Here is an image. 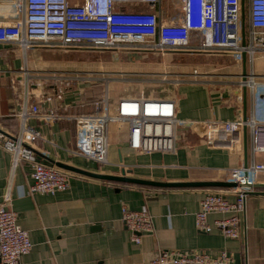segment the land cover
Returning a JSON list of instances; mask_svg holds the SVG:
<instances>
[{
	"label": "crops",
	"instance_id": "crops-1",
	"mask_svg": "<svg viewBox=\"0 0 264 264\" xmlns=\"http://www.w3.org/2000/svg\"><path fill=\"white\" fill-rule=\"evenodd\" d=\"M71 2L79 5L82 0ZM123 8L131 10L128 6ZM51 52L36 48L25 53L18 47L0 44V130L8 134L18 132L17 115L26 93L36 92L28 97V107L39 105L43 113L52 108L64 116L52 123L39 117H29L26 121L41 136L33 148L43 163L168 184L225 182L228 170L243 166L245 161L251 163L253 156L247 133L246 154L243 143L241 154L232 155L225 150L207 148L191 133L178 141L174 154H143L129 148L128 126L117 123L108 127L107 165L100 167L75 155L72 118L95 112L86 104L85 91L75 88L54 98L25 83L27 73L33 83L37 78L44 80L46 74L41 72L52 68L47 62ZM257 58H264V54H258ZM253 64L254 61L245 58L234 66L199 65L194 68L201 75L199 82L189 77L173 84V91L167 96H149L172 99L177 116L184 120L228 121L238 115L249 116L253 97L248 89L240 90L238 82L247 74L264 83V76L254 74ZM118 99L110 101L112 108ZM254 160L264 163V154L254 155ZM62 170L74 175L66 191L30 195V168L21 164L11 169L10 155L0 148V204L4 197L10 199L9 207L32 243L21 264H145L164 250L205 251L211 256L226 250L233 264H264V188L252 189L247 197L245 238L230 240L216 230L206 234L194 226V215L204 192L224 193L228 188L162 189L97 180ZM257 184H264V174L259 175ZM227 198L232 201V197ZM122 207L131 211L146 209L152 217L153 232L141 235L138 245L131 242L130 232L121 221ZM217 218L209 215L208 222Z\"/></svg>",
	"mask_w": 264,
	"mask_h": 264
},
{
	"label": "built area",
	"instance_id": "built-area-1",
	"mask_svg": "<svg viewBox=\"0 0 264 264\" xmlns=\"http://www.w3.org/2000/svg\"><path fill=\"white\" fill-rule=\"evenodd\" d=\"M125 6L131 10H124ZM0 44L18 47L25 53L55 47L162 55L222 52L235 55L238 61L245 57L252 63L258 54H264V0H82L79 5L71 0H0ZM57 75L42 78L64 82L66 86L69 82L93 80ZM200 76L194 69L188 78L199 82ZM32 80L27 73L26 85H34L40 91L42 79H34L35 83ZM238 86L252 94V111L245 120L238 115L228 121L180 119L172 99L144 93L121 97L112 108L106 86L102 100L95 104V113L72 118L74 154L97 165H107L108 127L113 123L128 126L129 148L143 154H174L178 141L189 133L209 149L241 154L245 131L251 143V163L226 172L225 182L236 187L224 193L206 190L194 215V226L199 232L216 230L225 239H244L246 201L252 192L244 186L257 183L259 175L264 174V163L254 160V155L264 154V83L244 74ZM35 93H26L20 105L18 132L8 134L0 130V148L10 155L11 169L21 164L30 168V195H53L66 191L74 175L39 160L33 145L41 136L26 121L39 117L52 123L64 116L52 108L43 113L39 105L28 107V97ZM227 197H232V201ZM9 203L10 199L4 197L0 204V264H21L32 243L28 232L18 225ZM209 215L219 218L209 223ZM121 221L136 245L141 235L153 232L152 217L146 209L131 211L122 207ZM145 264H233V258L226 250L216 256L205 251L164 250Z\"/></svg>",
	"mask_w": 264,
	"mask_h": 264
},
{
	"label": "rangeland",
	"instance_id": "rangeland-1",
	"mask_svg": "<svg viewBox=\"0 0 264 264\" xmlns=\"http://www.w3.org/2000/svg\"><path fill=\"white\" fill-rule=\"evenodd\" d=\"M43 49L52 51L47 58L52 68L46 73L41 72V75L46 74L43 77L61 74L79 79L90 77L93 80L89 83L69 82L67 86L64 82L60 84L53 80H43L41 90L49 97L57 98L75 88L83 89L87 102L93 101L95 104L102 100L106 86L110 101L118 97L139 96L141 93L145 96H167L172 93L173 84L183 77L188 78L189 72L196 66L216 63L234 66L242 62L235 55L222 52H170L162 55L158 52L79 51L58 47ZM253 71L256 76H264V58L255 57Z\"/></svg>",
	"mask_w": 264,
	"mask_h": 264
},
{
	"label": "water",
	"instance_id": "water-1",
	"mask_svg": "<svg viewBox=\"0 0 264 264\" xmlns=\"http://www.w3.org/2000/svg\"><path fill=\"white\" fill-rule=\"evenodd\" d=\"M245 119H246V115L244 114L243 120ZM243 150L246 154L247 153V137H246L245 131H244V139H243ZM243 166L244 167L247 166L246 161ZM60 168L66 169L68 171L77 173L82 176L97 179V180H103V181H108V182H113V183L134 184V185H141V186H148V187H156V188H162V189H168V188H228L230 189V188L236 187L235 184L227 183V182H197V183H181V184L155 183V182L125 178L124 174H122V176L120 177H115V176L92 174V173L79 171L76 169L63 167V166ZM244 187L248 189L264 188V184L255 183L253 185H246Z\"/></svg>",
	"mask_w": 264,
	"mask_h": 264
},
{
	"label": "trees",
	"instance_id": "trees-1",
	"mask_svg": "<svg viewBox=\"0 0 264 264\" xmlns=\"http://www.w3.org/2000/svg\"><path fill=\"white\" fill-rule=\"evenodd\" d=\"M86 104L88 105V106H92L93 108H94V111H95V103L93 102V101H86ZM95 113V112H94Z\"/></svg>",
	"mask_w": 264,
	"mask_h": 264
}]
</instances>
